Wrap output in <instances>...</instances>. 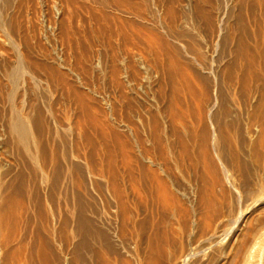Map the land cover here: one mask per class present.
I'll return each instance as SVG.
<instances>
[{"label":"bare ground","instance_id":"obj_1","mask_svg":"<svg viewBox=\"0 0 264 264\" xmlns=\"http://www.w3.org/2000/svg\"><path fill=\"white\" fill-rule=\"evenodd\" d=\"M212 2L0 0V264H87L89 253L95 264H130L127 249L131 264H264L263 239L259 250L253 243L264 231V0H219L216 12ZM149 6L157 28L119 60L115 20L135 11L142 23ZM181 23L199 40L181 41ZM131 72L134 89L157 94L154 109L132 93V203L115 149L99 155L96 138L109 133L97 131L77 89L103 77L121 91ZM88 186L129 230L121 252L97 229L112 223L93 221ZM223 207L232 241L208 253L223 241Z\"/></svg>","mask_w":264,"mask_h":264},{"label":"rangeland","instance_id":"obj_2","mask_svg":"<svg viewBox=\"0 0 264 264\" xmlns=\"http://www.w3.org/2000/svg\"><path fill=\"white\" fill-rule=\"evenodd\" d=\"M84 1V0H83ZM86 1V3H85V6L84 7H88V6H90L89 4H92V3H90V0H85ZM217 1V2H216ZM89 4H88V3ZM211 2H212V0H211ZM220 2H222V0H220ZM219 2V0H213V2H212V6L213 7H215V8H213V10L216 12V9L218 10V9H221V7H220V5H222V3H220ZM214 3V4H213ZM216 3V4H215ZM218 3H220V4H218ZM218 4V5H217ZM183 5H186V4H183ZM217 6V7H216ZM219 6V7H218ZM185 7V6H184ZM151 7L149 6V8H147V11H146V9H144V14H145V16H144V19L146 20V21H144V22H142L143 23V25L147 28H144L143 26H140L142 23H141V21H137L135 18H134V14H136V12L134 13V12H132V18L130 19L131 20V22L129 23L128 21H130V20H128L127 19V16H119L120 18L116 21L115 20V22H114V25H115V29H116V27H117V34L114 36V39H113V41H114V43L115 44H113L114 46H115V49H116V51H117V56H118V59L119 60H121L122 59V56H126L127 58H130V59H132V56H133V53L134 54H136V47L132 44V42H133V38H136V39H139V37L141 36V35H143L144 34V38H145V35L147 34V33H149L150 31H152L151 30V27L154 25H156L155 24V22L157 21V17H156V15H154L153 14V12L154 11H152V8L150 9ZM213 11V12H214ZM152 13V14H151ZM143 14V15H144ZM142 16V15H141ZM124 18V20H122L123 18ZM126 17V18H125ZM143 17V16H142ZM134 18V19H133ZM110 19L111 20H109V22L111 21L112 23H111V25L113 24V17H110ZM128 21H127V20ZM83 20V21H82ZM122 20V22H120ZM136 20V21H135ZM148 20V21H147ZM77 22H78V24H80V23H83L84 25L81 27V28H84L83 29V31L85 32V33H90V31L89 30H93V27H94V24L92 25V24H90V27L89 26H87V22L84 20V17H83V19L82 18H79V19H77L76 20ZM76 21H74L75 22V24H76ZM158 22L159 21H157V24H158ZM86 23V24H85ZM121 23V24H120ZM127 23H129V24H131L132 25V27L131 26H129ZM141 23V24H140ZM123 24V25H122ZM147 24V25H146ZM186 24V25H185ZM185 25V26H184ZM188 25V26H187ZM125 26V27H124ZM129 26V27H128ZM153 26V28H157L156 26L154 27ZM181 26H182V29L184 28V30H182L183 31V33H185V36L186 37H184V38H182L181 39V41H188V37L189 36H191V37H194L195 39H197V40H199L198 39V37L196 38V36H195V31L193 32V31H191L192 30V28H191V26H190V24L188 23H181ZM85 27H87V28H85ZM95 27H97L96 25H95ZM135 27V28H134ZM189 27V28H188ZM90 28H92V29H90ZM138 28V29H137ZM87 29H88V31H87ZM129 29V30H128ZM134 29V30H133ZM140 29H142V30H140ZM191 29V30H190ZM94 30H95V28H94ZM87 31V32H86ZM118 31H119V34H118ZM145 31V32H144ZM127 32V33H126ZM138 32V33H137ZM121 33V34H120ZM129 33V35H131L130 36V38H132V41L130 40V39H123V37L126 35V34H128ZM140 33H143V34H140ZM115 34V33H114ZM194 34V35H193ZM122 35H124V36H122ZM188 36V37H187ZM142 37V38H143ZM185 39V40H184ZM115 40H116V42H115ZM184 42V43H185ZM101 43V44H100ZM103 43V44H102ZM106 43L107 42H96L95 43V45L96 46H100V49H102V48H104L103 46H105L106 45ZM131 53V54H130ZM129 56V57H128ZM227 57V58H226ZM226 57L224 58V60H222L220 63L223 65V64H225V63H227V62H229L230 61V59H231V57H229L228 55H226ZM228 58H230V59H228ZM226 59V60H225ZM240 62V61H239ZM132 63V62H131ZM119 65H121L120 63H119ZM120 78V80H122V82L124 83V85H123V89L122 88H120V90L121 91H119V90H116L117 88L115 87V89H112L113 87H110V82H109V80H108V78H105V79H103V77L102 78H97L98 80H94V79H92V81L90 80V81H86L85 79H83L82 78V86H83V88L81 87H77V89H78V91H80L81 93H86L87 95H85V100H87V102H89L88 104L90 105L89 107L91 108H89L88 107V109H89V111H90V114H92V120L94 121V119H95V123L93 122V124H94V126L96 127V125H97V127L96 128H98V130L97 131H99V130H101L102 132H107L106 133V135L109 133V135H107V138L108 139H106L105 141H102V140H100V139H98V138H96V140H97V142L99 143L98 145H100V151H99V155L100 156H103V158L104 157H106V155H107V153L108 152H106V150L110 147V149H115L114 150V155H113V161H114V159H115V161H116V165H117V167L119 168V172H120V175L121 176H119L120 178V180H121V187H123V190L124 191H126V193L129 195V197H131V198H129V200H130V202L132 203V140L134 139L133 138V135H132V95H134V94H132V93H135V95L137 94L138 95V99L140 100V102L141 101H143L144 102V100H145V103H147V104H150V105H153L152 107L155 109V106H156V104H155V100L156 99H153L152 100V103H150V101H151V99H150V97L151 98H153V95H157L154 91H153V93L154 94H152L151 93V91L150 90H148L149 88H147L145 85L146 84H143L141 87H138V90L137 89H134V87L132 86V72L129 74V76H127V79H122L121 77H119ZM106 80V81H105ZM125 80V81H124ZM98 83H97V82ZM88 82V83H87ZM103 82V83H102ZM90 84V85H89ZM92 84V85H91ZM75 85H78V84H75ZM94 85V86H93ZM79 86V85H78ZM93 87V88H92ZM147 89H146V88ZM155 88V87H154ZM83 89V90H82ZM132 89H133V91H132ZM89 90V91H88ZM155 90H156V88H155ZM84 91V92H83ZM115 91V92H114ZM92 92V93H91ZM121 92V93H120ZM122 92H123V94H122ZM137 92V93H136ZM125 93V94H124ZM121 94V95H120ZM120 95V96H119ZM126 95V96H125ZM148 95V96H147ZM145 96V97H144ZM91 97V98H90ZM119 97V98H118ZM125 97V98H124ZM86 98H88V99H86ZM93 98V99H92ZM91 99V101H88V100H90ZM142 99V100H141ZM126 100V101H125ZM147 100V101H146ZM150 100V101H149ZM86 102V103H87ZM142 103V102H141ZM87 104V105H88ZM128 104V105H127ZM129 105H131V106H129ZM129 108V109H128ZM157 109V108H156ZM79 112V111H78ZM94 116V117H93ZM97 118V119H96ZM97 120V121H96ZM92 124V125H93ZM91 127V126H90ZM92 130H95L94 128H92ZM95 132V131H94ZM113 133V135L116 133L118 136H119V141H118V143L119 144H115L114 145V142L112 141V139H111V137L113 136L112 135V133ZM93 133V132H92ZM133 138V139H132ZM119 145V149H117V148H115L116 146H118ZM114 147V148H113ZM122 150V151H121ZM126 162V163H125ZM124 166H123V165ZM125 164H126V166H125ZM88 185H90V184H88ZM89 188V190H87L88 191V195H89V197H91V199L88 197V204L90 205V203H91V206L92 207H96L98 210H97V212H95V215L94 216H92L93 217V221L96 223L97 221H100L101 220V222H103L104 221V219L103 218H101L100 217V214H101V216L102 215H104L106 218V220L107 221H104L103 223L104 224H106L107 222H109V223H107V226L108 225H110V226H108V227H106V225L105 226H98V222L96 223V227H97V229L99 228V229H102V230H105V231H103V232H107V234L109 235L110 234V236H111V238H112V241H114V240H116L117 239V241H116V243H118V249H119V251L121 252V250H120V248H121V242H128V239H129V237H130V233H129V230L128 231H126L125 233L124 232H120L119 231V227H118V225H119V223H120V219H119V217H117V218H115L113 215L112 216H110L111 217V220H110V218L108 219L107 218V216H108V214L110 215V213L112 214L113 212L112 211H110L109 209H106V206H107V203H105V202H107L106 201V199H107V196H106V194H104V193H102V194H104V196L102 195V197H101V195L99 194V188H96L95 189V187H93L92 188V186H88L87 187V189ZM98 189V190H97ZM248 194L247 193H245V197L247 196ZM103 197H104V199H103ZM106 197V198H105ZM248 197V196H247ZM234 202L232 203V205L234 204H236V199L235 200H233ZM93 203V204H92ZM95 204V205H94ZM233 205V209H236V207H237V205H235L234 206ZM132 206H131V204H129V208H130V210H131V212H132V208H131ZM224 208V209H223ZM222 208V213L224 214V215H222V218L220 217L219 218V220H218V225H216V229H215V236L216 237H218L217 238V241L219 242V240L220 239H222L223 241H220V243L219 244H217L216 246H215V248L214 249H212V250H209L208 251V253H211V252H213V250H214V252L220 247V246H222V243H229L230 241H232L230 238V236H228V232H229V230H230V226H231V223H230V221H229V219L231 220V218L229 217V219H228V216L229 215H226L225 213L227 212L226 211V208L225 207H223ZM101 209H102V211H101ZM100 210V211H99ZM225 210V211H224ZM103 211H105V214L103 213ZM225 213H224V212ZM100 212V213H99ZM110 212V213H109ZM106 213H108V214H106ZM98 215V217H95V216H97ZM104 216H102V217H104ZM227 216V217H226ZM109 217V216H108ZM114 217V218H113ZM96 218L97 219H99V220H96ZM113 218V219H112ZM225 218H226V220L227 221H229V222H227L226 220H225ZM221 219V220H220ZM113 220V221H112ZM116 220V221H115ZM113 222H114V225H113ZM117 223V225H115L116 223ZM225 222H227V223H230V224H224ZM100 223V222H99ZM220 225H221V230H220ZM224 225V226H223ZM226 225V226H225ZM230 225V226H229ZM217 226H219L218 228H217ZM105 229H104V228ZM114 227H115V229H114ZM225 229L224 231H223V228ZM109 228H111L110 230H109ZM112 229H113V231H112ZM121 229V228H120ZM127 229H129V227L127 228ZM114 230H115V232H114ZM219 230V231H218ZM246 230V229H245ZM245 230H243V232L241 233V234H243V233H245ZM131 231V230H130ZM221 231H222V233H221ZM110 232V233H109ZM112 232V233H111ZM261 233H259V234H262L263 235V238H261V237H259L258 235L256 236V238H255V240L253 241V243H258L257 244V248H255L254 250L256 251V249L257 250H259V248H260V245L262 244V239H263V241H264V231H260ZM263 232V233H262ZM118 233V235H116ZM27 234H28V232H27ZM29 235V234H28ZM114 235V236H113ZM244 235V234H243ZM262 235H260V236H262ZM113 236V237H112ZM117 236V237H116ZM224 236V237H223ZM226 236H228V237H230L229 239L228 238H225ZM115 237V238H114ZM119 237V238H118ZM221 237V238H220ZM224 239H223V238ZM241 238H243V236L242 235H240V237H239V239H241ZM229 240V242H227L228 240ZM239 239L236 241L237 242V244H239ZM258 239H260L261 240V243H260V241L258 240ZM97 240V241H96ZM96 240L95 239H93V240H91L90 242V244L92 245H90V247H91V249H99V248H101L100 246H101V242L100 241H98V239L96 238ZM77 240H75V242H76ZM259 241V242H258ZM236 242L234 243V247L236 246V247H238L239 245H237L236 244ZM223 244V245H226V244ZM221 244V245H220ZM240 244H241V240H240ZM123 245V244H122ZM212 245H214V243L212 244ZM255 246H256V244H254ZM259 245V246H258ZM93 246H95L94 248H93ZM99 246V247H98ZM124 246V245H123ZM254 246V247H255ZM214 247V246H213ZM131 249H127L126 251H128L127 253H126V251H123V255L124 256H121L122 258H125V260L127 259L128 260V258H129V261H130V264L132 263V259H130V256L131 255H128V253L129 254H132L131 253V251H130ZM232 250V249H231ZM253 250V251H254ZM254 251V253L256 254L257 252H255ZM125 253V254H124ZM254 253H252L253 254V256L255 255ZM122 254H120V255H122ZM84 256H85V258L87 259H85V261H86V263H87V261H88V263L87 264H95L94 263V260L93 259H91V255H90V253L89 254H83ZM87 255V256H86ZM111 255V254H110ZM110 255L108 256L107 255V258H109L110 257ZM257 255H258V253H257ZM257 255H255V256H257ZM89 256V257H88ZM254 256V258H256ZM128 257V258H127ZM89 258V259H88ZM204 258V260H206L205 259V257H203ZM112 259H109V261H111ZM254 261V259H253V257H252V259L250 258V260L248 261V264L251 262V261ZM90 261V262H89ZM112 262V261H111ZM202 262H204V261H202ZM115 264H118V263H115ZM245 264V263H244ZM247 264V263H246ZM250 264H252V262L250 263ZM253 264H255V261H254V263Z\"/></svg>","mask_w":264,"mask_h":264}]
</instances>
